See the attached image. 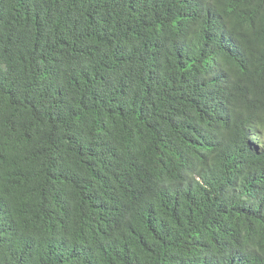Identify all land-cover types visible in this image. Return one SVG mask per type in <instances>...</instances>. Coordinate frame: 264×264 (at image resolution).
<instances>
[{
	"label": "trees",
	"instance_id": "obj_1",
	"mask_svg": "<svg viewBox=\"0 0 264 264\" xmlns=\"http://www.w3.org/2000/svg\"><path fill=\"white\" fill-rule=\"evenodd\" d=\"M0 264H264V0H0Z\"/></svg>",
	"mask_w": 264,
	"mask_h": 264
}]
</instances>
